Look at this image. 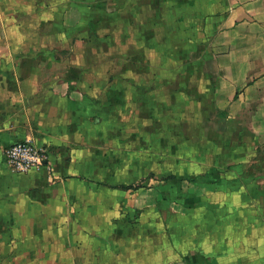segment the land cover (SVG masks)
<instances>
[{
	"label": "crops",
	"instance_id": "0c3cea01",
	"mask_svg": "<svg viewBox=\"0 0 264 264\" xmlns=\"http://www.w3.org/2000/svg\"><path fill=\"white\" fill-rule=\"evenodd\" d=\"M0 264H264V0H0Z\"/></svg>",
	"mask_w": 264,
	"mask_h": 264
},
{
	"label": "built area",
	"instance_id": "2783aa9c",
	"mask_svg": "<svg viewBox=\"0 0 264 264\" xmlns=\"http://www.w3.org/2000/svg\"><path fill=\"white\" fill-rule=\"evenodd\" d=\"M5 162L16 174H27L48 166L49 153L32 141H24L8 147L4 153Z\"/></svg>",
	"mask_w": 264,
	"mask_h": 264
},
{
	"label": "rangeland",
	"instance_id": "374dc122",
	"mask_svg": "<svg viewBox=\"0 0 264 264\" xmlns=\"http://www.w3.org/2000/svg\"><path fill=\"white\" fill-rule=\"evenodd\" d=\"M113 51V50H112ZM174 53H177V51L175 50L174 51ZM196 107L194 106V109H195ZM195 111H196V109H195ZM192 115V114H191ZM191 136H195V137H197V135H196V133H192V129H191ZM195 137H192V138H195ZM191 138V141H194L193 139ZM199 144V142H196L195 143V146H197ZM11 170V169H10ZM12 171V170H11ZM13 172V171H12ZM13 173H15V172H13Z\"/></svg>",
	"mask_w": 264,
	"mask_h": 264
}]
</instances>
